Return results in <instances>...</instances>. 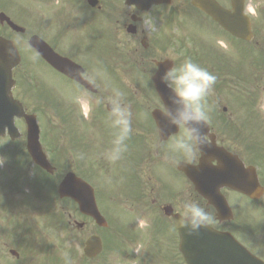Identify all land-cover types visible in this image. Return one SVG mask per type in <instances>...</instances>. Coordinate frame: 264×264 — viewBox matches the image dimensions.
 Wrapping results in <instances>:
<instances>
[{
    "label": "rangeland",
    "instance_id": "374dc122",
    "mask_svg": "<svg viewBox=\"0 0 264 264\" xmlns=\"http://www.w3.org/2000/svg\"><path fill=\"white\" fill-rule=\"evenodd\" d=\"M64 1L0 0V11L16 22L26 23L29 29L35 30L42 38L69 39L71 46L75 45L84 49L81 39L72 42L73 39H70L67 34L63 17ZM180 4L190 14L181 21L182 38L190 39V42H186V44L191 47L190 50L199 54V60L202 62L199 64L202 67L208 69L207 65H210L213 59L228 55L225 49L229 51L242 48L240 52L244 54L243 58L233 59L232 63L230 59L228 60L230 67H233L234 64L238 70L232 68L233 72H221L217 75V81L227 83L226 86L230 96L233 95V99L228 97L227 91V94H219L215 89L207 97L212 129L214 130V126L217 125L221 127L223 122L229 123L232 117L237 115L238 125L253 131L252 124L250 128H247L243 120H246V117H251L253 121H257L256 118L259 117L255 113L256 108L258 112L263 114L260 117L264 120V70H262L264 69V62L260 57L262 52H259V45L256 43L246 45L239 42L241 45L236 46V42L232 41L233 47H231L232 43L223 39L226 37L223 32L194 13L186 0L180 1ZM67 10L72 19L79 15V8L76 5L67 7ZM260 19H264V11ZM100 21L99 26L103 29L101 37L105 42L109 39V32L103 23L104 20ZM74 27L75 32L80 30L79 25L76 24ZM2 28L3 26L0 25V37L14 41L16 45L17 40H19L20 44L17 46L21 49L25 48L22 47L23 41L18 34H11ZM159 28L162 29L160 26ZM157 30H159L158 27ZM218 40L223 43L222 46H219ZM183 46L185 45L183 44ZM180 53L185 56L183 59L180 58L181 64L182 60L187 57V49ZM88 59V62L92 61L93 63L98 60L91 56ZM23 62L13 72L16 84L13 94L19 97L18 99L23 102L29 113L39 116V123L42 127L41 140H43L45 152L50 158L51 155H56L59 164L56 163L58 166H55L52 163L57 169V174L51 177L30 165L29 158L26 157L25 127L22 121H16V126L22 133L20 139L13 143L8 142L7 137L0 139V158L5 161L0 166V264H82L84 241L89 234L93 233L91 230L98 231V233L102 232L107 237L115 236L114 242L118 245H121V240L125 241L122 251L126 255L132 252V256L127 257L125 261H120L119 264H177L181 261L178 250L173 257L171 256L173 245L177 241L174 228L170 224L168 225L171 228L167 224L150 227L151 222L160 221L161 216L157 207H153L151 203V207L147 204H141L138 208L128 198L131 196L132 200H135L138 193V187L130 174L134 168L132 162L127 167L129 172L123 166L118 168V175L124 182L114 184L106 178L101 189L96 185L98 197L95 195V199H97L98 209L105 219L112 223V228L109 227L105 231L96 230L92 222L82 230L73 226L72 230L66 227L67 215H74L76 208L72 203L58 199L56 189L60 178L66 171L77 170V174L94 187L92 180H98L96 175L97 171L100 170L89 161L87 156L91 154L94 143L97 147L110 150L112 147L110 143L113 141L115 130L111 126L110 120L96 109L92 108L88 115L79 111L75 103V94L66 88V82L33 58L30 51L23 50ZM251 63L253 64L251 65ZM111 64H114L113 61L108 63L107 60L105 62L100 61L99 64L104 70L102 79L105 81L107 91L111 96L120 91L124 99L135 100L131 107V121L134 120L136 124L142 126L144 132L148 131L145 132L144 136L149 137L148 133L153 130H148L151 121L147 112L150 111L148 108L155 105L150 103L146 97L135 93L138 90L142 93L150 92L146 83L141 81L139 71L142 68L137 70L139 73L138 82L128 87L123 82L120 83V81L125 80V74L114 73L112 69L108 68V65ZM251 66L254 68L250 72ZM211 67L215 71L212 65ZM257 68L260 71H257ZM236 71H239V75L236 74ZM258 94L261 95V100L263 98L262 101L258 100ZM110 95H107L108 99L111 98ZM151 99L157 104L156 99L152 96ZM244 102L246 106H242ZM243 107L245 108L243 109ZM224 108H226L225 111ZM232 129L231 134L222 126L217 131L219 139L230 149L239 151L240 146L236 140L238 137L237 133L234 132L233 125ZM253 133L254 140L251 149L253 153L242 157V161L257 164L261 170H264V133L260 135ZM59 137H61L60 141L58 140ZM170 142L159 149V157L161 155L162 157L157 162L159 169L155 176L156 183L154 186H158V188L162 186L161 195H166L167 191L169 195L175 194L174 190L181 187V201L191 199L196 202L199 198L194 194L193 188L185 183L182 175L175 174L174 169L171 168L172 165L168 163L169 161L167 162L166 156L171 155L169 151ZM125 143L128 152L145 144L141 136L132 137L131 135ZM71 149L74 150L76 157L67 155L68 150ZM161 149L164 150L162 154H160ZM244 150L246 153L249 152L247 145ZM59 156H61V162ZM101 156L104 159L106 157L105 154ZM76 159L77 164H75ZM178 159H180L179 156L176 157V160ZM18 165L21 168L18 169ZM149 175L151 174L149 173ZM150 182L149 180V184ZM129 187H131V191H128ZM225 192L224 190V194ZM114 196H116L115 200H118L119 204L117 205H114ZM157 198L164 199L165 202L169 201L166 196ZM228 203L237 215L230 223V226L233 227L234 237L245 247L264 258V197L255 206L252 201L246 200L238 194L228 193ZM120 206L121 210L119 211ZM116 221L119 225L123 222V226H121L123 235L119 233L120 226L117 228L118 232L115 231ZM124 236L134 238L130 240V242L135 241L130 248L129 244H126L129 241ZM11 249L19 254L18 260L9 255ZM103 253L96 262L89 264H118V260L122 257L120 247L117 251L107 250Z\"/></svg>",
    "mask_w": 264,
    "mask_h": 264
},
{
    "label": "flooded vegetation",
    "instance_id": "af4514ba",
    "mask_svg": "<svg viewBox=\"0 0 264 264\" xmlns=\"http://www.w3.org/2000/svg\"><path fill=\"white\" fill-rule=\"evenodd\" d=\"M157 1L160 3L158 5H152L149 9H138L134 5L127 4L126 0H97L95 6L92 5L94 1L89 3L88 0L64 1L65 10L63 11V17L65 27L67 28V34L70 39H73L72 42L77 40L80 41L81 39L84 44V47L82 46L84 49H80L81 47H76L75 45L71 46L69 39L55 38L53 42H47L49 47L59 56L65 59L68 58L77 66H80L77 74L80 75L78 77L83 78V81H86V86L78 84L76 81L66 78L60 72L52 69V67L48 66L45 61L41 59L37 51L33 50L32 53L36 56L37 61L47 66L56 76L66 82L67 85L69 84V89L75 94V103L78 110L82 107L83 112L88 115L89 111L93 108L109 119L111 110L110 101L114 95L112 94L111 96L109 94L105 81L102 79L104 70L99 66L101 58L104 57L102 60L103 62H105L106 59L108 63L113 61L114 64L108 65V68L112 69L114 73L120 75L125 74V80L120 81V83L123 82L129 87L138 82V79L133 77L135 76L134 72L140 67L142 68V73L145 71L146 74H148L147 77L152 81L158 64H163V67L170 66V68L172 66H179L181 62L180 57H182V59L185 57L183 53L181 54L180 52L191 49L186 42H182L181 21L184 20L186 16L188 17L190 15L189 12L185 10V7L180 4V1L185 0ZM186 1L190 5L192 11L209 21L212 25L220 28L218 24L212 22L210 18L205 16L196 7L192 6L193 0ZM216 1L223 9H228L233 12L232 0ZM74 5L79 8V15L72 19L67 7ZM243 9H245L248 15H252V39L262 44V47H264V19H262L263 24L260 27H257L255 24V19H260L264 11V0H245ZM149 17H151L154 22V26L151 29L144 23ZM100 20H104L103 23H105L109 32V39L105 42H103L101 37L103 29L99 26V23H101ZM76 24L80 27V30L77 32L74 31V25ZM159 26L162 27V29L159 28ZM157 27L159 30H157ZM162 30L163 33H161ZM223 39L228 41L229 37ZM183 44L185 46H183ZM85 50L86 52H84ZM191 55L192 54L186 55V58ZM89 56L97 58V62H88ZM193 60L197 61L198 57L193 58ZM144 80L143 81L146 82L147 78H144ZM214 89L216 90L217 87H214ZM119 93L121 94L120 91ZM107 95H110L111 98L108 99ZM121 98L123 99L122 94ZM122 101L127 107V104H131L132 102L124 99ZM130 113L132 117V111H130ZM131 129L132 131L129 136H141L142 138L143 133L141 132V127L136 124L134 120L131 121ZM172 139V137H169L170 141H172ZM150 143L151 144L147 147H145L146 144H142L131 152H128L126 149L119 159L113 160V163L117 166L114 173L115 176H113L116 182L119 180L118 168L120 166L126 169L130 162L140 166V171L136 174L134 179L136 182H139V190L141 189L142 196L146 198L149 196L150 192L148 181L151 178L148 176V172H150L152 164H156V158L158 156V153H156V150L152 147V142ZM159 143L162 144V142ZM110 145H112V143H110ZM221 146H225L223 141ZM91 151V156L96 161L97 155L102 154L101 152L107 151V149L97 147L94 143ZM183 161L190 165L195 163L194 160ZM97 163H99L98 160L96 161V164ZM202 207L211 215L212 220L210 223L216 225L221 223L218 222L216 216H214V213L211 212L210 207L206 205L205 202L202 204ZM213 219L215 221H213Z\"/></svg>",
    "mask_w": 264,
    "mask_h": 264
},
{
    "label": "water",
    "instance_id": "95a60500",
    "mask_svg": "<svg viewBox=\"0 0 264 264\" xmlns=\"http://www.w3.org/2000/svg\"><path fill=\"white\" fill-rule=\"evenodd\" d=\"M128 2L135 3L137 6H149L151 3H155V0H127ZM233 2V10L234 13H230L228 10L225 11L221 9L217 3L213 0H196L195 4L203 11L205 14L209 15L214 22H218L221 27L227 32H231L236 37H240L244 40H250L251 33L249 31V26L245 20L242 19V10L240 6ZM238 6V7H237ZM4 41H0V135L4 134L6 128H8L9 137L14 140L18 137L17 129L13 128V119L14 117L24 118L25 124L27 127V143L26 149L29 153L33 162L42 169L46 170L51 174L53 169L49 166L47 159L42 152V148L40 147L38 141V129L35 126V118L33 116L24 115L22 107L17 103V101H13L12 95H10V90L13 87V82L11 80V69L18 64L17 56H9L7 52L9 49H12L7 43H3ZM33 46V45H32ZM35 47L37 45H34ZM33 46V47H34ZM46 46V45H45ZM44 44H40V53L44 60L51 63L56 69L59 71L65 72L63 68H61L56 61H54V55L48 50ZM9 47V48H8ZM13 54H15L13 52ZM58 61V60H57ZM60 62V61H59ZM160 70V69H159ZM162 70V69H161ZM68 73V71H67ZM159 73L156 75V79L154 81V89H156L160 99H162L163 103L168 106L170 97L167 94L166 88L161 83V79L159 78ZM156 120V115H154ZM158 121V119H157ZM162 128H166V121L162 120ZM201 159L199 160L200 164L196 168H184L180 165L179 169H183V172L187 175L188 179L195 184L197 191L199 194L204 195L205 197L211 199V203L216 202V198L219 201L220 196L217 191L220 187L224 185H229V182L233 180V182L239 183L237 187H239L240 191L249 195L252 198H257L256 191L250 190L253 184L256 187V182L252 176V173L244 172L243 168L239 164H232L229 161V158L219 153L218 150H215L212 153H207L204 149H201ZM215 158L219 161L218 167H211L209 164V160ZM253 182V183H252ZM58 195L60 198L68 197L71 200H75L79 206V211L83 214H87L91 216L99 225H104L101 221L100 215L97 210H95L94 200L92 198V192L88 187L83 184V182L79 179H76L72 174L67 175L63 178L61 184L57 188ZM217 209L224 208L226 205H220V202L215 203ZM222 212V211H221ZM171 218V220H175L178 217L170 216L169 213L166 214ZM204 229H207L205 227ZM184 230H179L180 239H182L180 249L184 246L185 241V233ZM198 241L201 243V249H203V238L199 235H196ZM200 246V245H199ZM96 248V249H94ZM99 251V243L98 240H94L90 238L86 241V248L84 250V254L86 256H95ZM184 251V249H182ZM184 260L187 261V264H191V260L186 257V253H183ZM190 256L197 263H201V260L204 259L205 263L208 264H216V260L213 255L210 253L209 249L205 251L195 250L193 254ZM242 262V259L240 260ZM246 264H255L253 259H249Z\"/></svg>",
    "mask_w": 264,
    "mask_h": 264
},
{
    "label": "clouds",
    "instance_id": "9594fccd",
    "mask_svg": "<svg viewBox=\"0 0 264 264\" xmlns=\"http://www.w3.org/2000/svg\"><path fill=\"white\" fill-rule=\"evenodd\" d=\"M144 23L149 29L154 26L151 17ZM19 44L20 41L17 40V45ZM7 55H12V49L8 50ZM160 79L171 93L168 106L162 105L160 114L168 127L179 131V135H174L169 144L171 155L166 156V159L175 163L176 157L179 156L191 161L209 142V137L204 134L203 129L209 121L207 97L212 94L217 77L192 58H185L179 66H172L167 70ZM110 103L109 119L115 132L107 156L111 160H117L126 150L125 142L132 131L131 113L119 92L114 94ZM4 162V159L0 158V166ZM178 212V218L172 220V223L176 230H184L187 235L196 234L212 220L209 212L191 199L181 201Z\"/></svg>",
    "mask_w": 264,
    "mask_h": 264
}]
</instances>
